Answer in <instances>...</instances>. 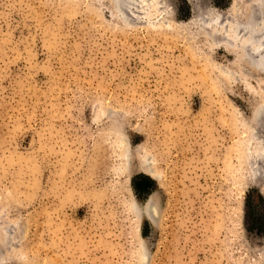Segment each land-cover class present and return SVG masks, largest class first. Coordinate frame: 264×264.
I'll return each instance as SVG.
<instances>
[{
  "label": "rangeland",
  "instance_id": "374dc122",
  "mask_svg": "<svg viewBox=\"0 0 264 264\" xmlns=\"http://www.w3.org/2000/svg\"><path fill=\"white\" fill-rule=\"evenodd\" d=\"M114 3L0 0V264H264L252 0Z\"/></svg>",
  "mask_w": 264,
  "mask_h": 264
},
{
  "label": "bare ground",
  "instance_id": "6f19581e",
  "mask_svg": "<svg viewBox=\"0 0 264 264\" xmlns=\"http://www.w3.org/2000/svg\"><path fill=\"white\" fill-rule=\"evenodd\" d=\"M131 1L133 0H113V2H115L114 3L115 9L118 15H120L122 19H125V20L127 19L126 17L127 14L125 15V12H126L125 10L133 5L131 4ZM127 6L129 7L127 8ZM208 20L210 22H208ZM214 20L215 19H213L212 21L214 22ZM225 20H228V19H225ZM203 21L207 23H211V19H206ZM218 23L224 24L222 21L221 22L218 21ZM234 24H235L234 26L235 29L234 31L231 32V36L233 39L232 40L233 46L229 44L230 43L229 42L228 44L231 45L232 47L226 46L225 48L230 53L232 52L236 56V60H237L236 72L240 80L242 79L245 73L244 65L248 66V68H246L248 70L246 71L248 72L250 71V74L255 73L256 71L260 73H264V0H252V3L250 5L248 4L247 12L245 8L240 7L239 17L237 21H234ZM222 31H225L224 26H223ZM223 38H226V37L224 36ZM238 76L236 78H238ZM252 76L253 78L256 77L254 75H251V77ZM263 110L264 109H261L259 111L263 113L264 112ZM145 170L148 172V174H151L154 178L160 179V175L155 174L152 169L149 170V166L145 167ZM261 191L263 192V195H264V187H261ZM151 199L147 201L142 207L144 215L148 216V218L152 217V215H154L155 212L157 211L156 210L157 208L155 207V205H153ZM134 210H136L137 212L136 205H134ZM138 210L140 211V208H138Z\"/></svg>",
  "mask_w": 264,
  "mask_h": 264
}]
</instances>
